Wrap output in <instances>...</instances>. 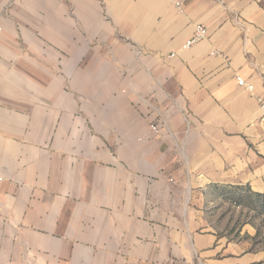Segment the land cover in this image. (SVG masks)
Returning a JSON list of instances; mask_svg holds the SVG:
<instances>
[{"label":"crops","instance_id":"obj_1","mask_svg":"<svg viewBox=\"0 0 264 264\" xmlns=\"http://www.w3.org/2000/svg\"><path fill=\"white\" fill-rule=\"evenodd\" d=\"M0 177V264H264L195 206L264 192V0H0Z\"/></svg>","mask_w":264,"mask_h":264},{"label":"rangeland","instance_id":"obj_2","mask_svg":"<svg viewBox=\"0 0 264 264\" xmlns=\"http://www.w3.org/2000/svg\"><path fill=\"white\" fill-rule=\"evenodd\" d=\"M237 189L214 185L205 190L199 206L198 231H215L227 239H242L249 242L251 249L264 252V217L253 210L233 202Z\"/></svg>","mask_w":264,"mask_h":264},{"label":"trees","instance_id":"obj_3","mask_svg":"<svg viewBox=\"0 0 264 264\" xmlns=\"http://www.w3.org/2000/svg\"><path fill=\"white\" fill-rule=\"evenodd\" d=\"M232 186L230 184L221 185L222 188ZM237 189L236 197L233 202L237 205H244L253 210L255 215L264 217V192L252 190L247 184L234 185Z\"/></svg>","mask_w":264,"mask_h":264},{"label":"built area","instance_id":"obj_4","mask_svg":"<svg viewBox=\"0 0 264 264\" xmlns=\"http://www.w3.org/2000/svg\"><path fill=\"white\" fill-rule=\"evenodd\" d=\"M181 2H177L176 6L180 7ZM206 28L201 25V24H196L194 26L193 32L191 34V36L184 42V44L182 45L183 49H188L190 47H192L193 45H195L196 43H198L199 41H201L205 36H206ZM170 56H173V54H170ZM237 85H239L240 87H243L247 90H252L253 85L249 82H247L244 78H242L241 76H236L235 77ZM149 131L151 134L153 135H159L161 132V127L159 126L158 123H150L149 124ZM1 177H0V181H1Z\"/></svg>","mask_w":264,"mask_h":264}]
</instances>
